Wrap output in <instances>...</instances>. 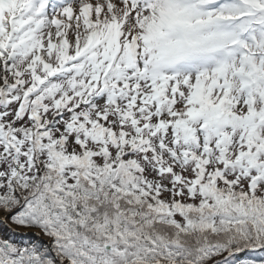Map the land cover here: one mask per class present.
<instances>
[{
    "label": "snow or ice",
    "instance_id": "snow-or-ice-1",
    "mask_svg": "<svg viewBox=\"0 0 264 264\" xmlns=\"http://www.w3.org/2000/svg\"><path fill=\"white\" fill-rule=\"evenodd\" d=\"M0 264H264V0H0Z\"/></svg>",
    "mask_w": 264,
    "mask_h": 264
}]
</instances>
